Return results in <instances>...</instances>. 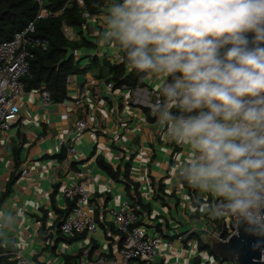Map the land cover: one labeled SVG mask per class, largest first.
Instances as JSON below:
<instances>
[{"label": "crops", "instance_id": "0c3cea01", "mask_svg": "<svg viewBox=\"0 0 264 264\" xmlns=\"http://www.w3.org/2000/svg\"><path fill=\"white\" fill-rule=\"evenodd\" d=\"M90 66L73 76L62 102L43 107L37 90H24L15 130L9 137L0 133V254L22 249L35 264H70L85 251L89 259L95 258L99 247L102 256L115 259L120 235L106 210L127 201L143 214L141 223L154 225L160 236L152 264H194L196 257L190 250L195 241L187 239L188 232H199V238L205 240L204 228L220 227L221 217L210 210L212 195L194 187L191 190L177 177L186 150L167 138L166 129L160 130L163 123L152 122L143 130L138 124L133 127L129 106L121 99L111 101L92 84L109 73ZM79 74L84 75L82 81H78ZM79 92L85 95L84 106L73 108L72 99ZM89 108H96V113H87ZM80 118L85 119L87 128L79 138H73L72 125ZM153 135L157 137L155 141ZM68 147L75 149L72 156H68ZM98 159L109 164L114 176L100 168ZM172 162L176 167L173 173ZM13 174L15 181L6 193ZM172 174L178 180L171 182L174 186L168 182ZM82 177L89 179V207L85 212L93 215L104 230L106 242L101 245L92 236L87 239L80 235L68 241L56 233L65 212L59 198L61 185ZM185 191L189 199L184 198ZM156 203L168 211L153 216ZM176 241H181L185 249L180 259ZM70 248L74 256L65 254ZM211 256L213 264L221 263Z\"/></svg>", "mask_w": 264, "mask_h": 264}, {"label": "clouds", "instance_id": "9594fccd", "mask_svg": "<svg viewBox=\"0 0 264 264\" xmlns=\"http://www.w3.org/2000/svg\"><path fill=\"white\" fill-rule=\"evenodd\" d=\"M103 22L128 70L159 81L151 110L186 150L179 178L264 237V0H109Z\"/></svg>", "mask_w": 264, "mask_h": 264}, {"label": "built area", "instance_id": "2783aa9c", "mask_svg": "<svg viewBox=\"0 0 264 264\" xmlns=\"http://www.w3.org/2000/svg\"><path fill=\"white\" fill-rule=\"evenodd\" d=\"M38 4V12L35 19L30 22L22 31L15 33L13 37L4 42H0V133L9 137L13 126L19 121L20 114V98L24 91V84L22 79L29 74L28 60L31 58V50L46 49V42L35 37V22L39 20H46L49 18H57L61 15L67 6L75 2L78 5L81 16V23L78 27L69 26L65 23L62 25L63 34L70 43H83L80 47L69 48V54L73 57L79 66V72L86 70L92 60L95 59L101 64H106L109 69L122 68V76L117 80H113L114 73L110 72L107 77H101L92 84L98 87V91L103 92L112 100L121 99L130 108L129 120L132 126L138 124L140 130L144 126L152 124V122H161L153 115L151 110V103L157 95L159 83L156 80L141 79L139 85H127L121 81L129 76L130 72L127 65L119 58V53L116 49L104 44V30L103 22L104 9L108 4H103L96 8L94 12H90L87 8L86 0H68L57 11H49L44 8L47 0H35ZM112 49V50H110ZM83 60L86 64L81 67ZM78 72V73H79ZM76 73V74H78ZM136 73V72H135ZM70 75L66 79V86L74 79ZM86 82V81H85ZM40 102L43 107L49 106L52 101L48 92L44 90H37ZM85 95L81 92L77 94L72 100L71 106L73 108L83 107L85 103ZM87 113L94 115L96 108L87 109ZM152 120V121H150ZM117 121H121L117 117ZM163 123V122H162ZM87 128L85 119L80 118L72 125L73 138H79ZM165 125L162 124L160 130L164 131ZM93 137V136H92ZM157 139L156 135L152 136V141ZM63 141H60L59 145ZM68 156L75 153L73 147L67 148ZM175 155V152L173 153ZM174 159V157H173ZM172 164V165H171ZM172 171H176V167L171 163ZM25 173V170L22 171ZM178 177V173L176 174ZM169 178V183L178 180L174 174ZM179 178V177H178ZM180 179V178H179ZM88 177H82L78 181L69 184H62L59 191V198L64 202L65 213L56 228V233L65 240H70L77 235L93 236L99 227L93 215L85 212V208L89 207V195L87 191ZM181 180V179H180ZM53 183L55 178H50ZM171 186H174L171 183ZM192 190V186L188 183L185 185ZM188 190V188H184ZM183 189V190H184ZM112 216V224L114 230L120 235V246L117 251V257L107 258L102 256L100 252L102 249L98 247L97 256L89 259L87 251L83 256L79 257L77 261L70 264H152L157 254L158 245L161 242L160 236L156 233L154 225L142 224L143 214L135 206L127 201H122L115 207L106 210ZM220 227L218 228H204V234L207 237L214 238L220 243L227 242L232 236L237 234V226L233 219L228 217L220 218ZM2 223H0V227ZM195 232L189 231L187 238ZM199 233V232H197ZM172 243V242H171ZM170 244V243H169ZM72 249L66 251L68 256H74ZM2 256H7L10 261L15 264H33L23 253L22 249L14 250L11 253H3ZM11 257V259H10ZM261 261L264 262V250L261 252ZM237 264L234 260H227L217 264Z\"/></svg>", "mask_w": 264, "mask_h": 264}, {"label": "trees", "instance_id": "16d2710c", "mask_svg": "<svg viewBox=\"0 0 264 264\" xmlns=\"http://www.w3.org/2000/svg\"><path fill=\"white\" fill-rule=\"evenodd\" d=\"M67 2L68 0H47L44 8L49 11H57ZM108 2L109 0H86L87 8L90 12H94L97 7ZM37 12L38 4L35 0H0V42L8 41L15 33L22 31L35 19ZM81 21L78 5L72 2L57 18L35 22V37L45 41L47 45L45 50L37 48L31 50L32 56L28 60L29 74L22 79L25 91L40 89L49 93L52 102L58 103L64 100L66 97L67 77L80 71L77 62L69 54V48L80 47L83 43H70L63 34L62 25L65 23L69 26L78 27ZM90 68L99 72H113V80L115 81L123 74L122 68L109 69L106 64L99 66V62L95 59L92 60ZM121 82L131 86L139 85L141 84V77L134 72ZM97 163L106 173L114 176L109 164L100 159H98ZM15 178L14 174L11 175L10 180L6 184V193L9 192ZM64 213L62 214L64 215ZM79 237L80 235H77L68 241ZM193 237L198 239L201 245L200 249L209 250L211 255L210 246L213 242L209 239L203 241L197 233L191 234L187 239ZM0 264L15 263L10 261L7 256L0 254ZM194 264H197V259Z\"/></svg>", "mask_w": 264, "mask_h": 264}, {"label": "water", "instance_id": "95a60500", "mask_svg": "<svg viewBox=\"0 0 264 264\" xmlns=\"http://www.w3.org/2000/svg\"><path fill=\"white\" fill-rule=\"evenodd\" d=\"M207 239L213 242L210 246V252L219 262L234 260L237 264H264L261 261V252L264 250V237L248 234L243 226L237 227V234L225 243H220L210 237H206L204 241ZM254 245L259 246L254 247Z\"/></svg>", "mask_w": 264, "mask_h": 264}, {"label": "rangeland", "instance_id": "374dc122", "mask_svg": "<svg viewBox=\"0 0 264 264\" xmlns=\"http://www.w3.org/2000/svg\"><path fill=\"white\" fill-rule=\"evenodd\" d=\"M110 50H112V49H110ZM86 62H87L86 60H83L81 63L82 64L81 67H83V65L86 64ZM78 77H79L78 81H82L84 79V75H82V74H79ZM156 82L159 83L158 80H156ZM13 130H15V128H13L12 131ZM102 147H103V145L101 144L100 148H102ZM179 158H182V156L179 155ZM173 172L174 171H172V173ZM168 182H169V180H168ZM184 198L189 199V196L187 195V191H185ZM164 211H168V209L166 207L162 206L161 204L156 203L154 205V210H153L152 215L153 216L159 215L160 213H162ZM109 220H110V217H109ZM92 237L99 242V245L106 242L104 230L100 226L98 227L97 232L93 233ZM115 237H118V235L115 234ZM87 239H89V237H87ZM87 239H85V242L89 243V241ZM193 239L195 241V245H194L193 249L190 250V253L196 257L197 264L199 262H200V264H213L215 260L210 255L209 250L200 249L201 245H200L198 239L196 237H193ZM202 240L204 241V239H202ZM175 244H177V247L179 248V250H178L179 253H177L176 255L179 257L178 259H180V257H183L185 255V249H184L183 243L181 241H176ZM161 247H163V246H161ZM33 264H35V263H33ZM224 264H226V263H224Z\"/></svg>", "mask_w": 264, "mask_h": 264}]
</instances>
